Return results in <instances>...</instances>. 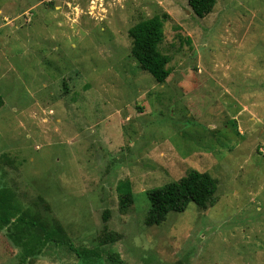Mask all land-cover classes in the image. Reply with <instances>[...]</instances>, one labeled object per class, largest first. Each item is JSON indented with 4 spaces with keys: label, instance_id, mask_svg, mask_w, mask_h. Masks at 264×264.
Here are the masks:
<instances>
[{
    "label": "rangeland",
    "instance_id": "1",
    "mask_svg": "<svg viewBox=\"0 0 264 264\" xmlns=\"http://www.w3.org/2000/svg\"><path fill=\"white\" fill-rule=\"evenodd\" d=\"M156 15L164 84L130 36ZM0 95V264H264V0L205 18L189 0H0ZM192 170L218 180L214 204L146 225L149 192Z\"/></svg>",
    "mask_w": 264,
    "mask_h": 264
},
{
    "label": "trees",
    "instance_id": "2",
    "mask_svg": "<svg viewBox=\"0 0 264 264\" xmlns=\"http://www.w3.org/2000/svg\"><path fill=\"white\" fill-rule=\"evenodd\" d=\"M189 5L194 14L199 18H205L215 8L216 0H189ZM133 39V56L144 71L150 73L154 79L164 84L172 71L169 68L170 57L161 53L160 45L165 38L164 20L156 15L152 18L142 20L130 29ZM4 105L3 97L0 95V108ZM129 185L127 184V188ZM218 180L207 172L190 171L178 181L151 190L148 194L150 208L146 218V225L159 226L164 223L171 213L185 212L191 203L201 209H207L215 202L218 191ZM3 201V199H1ZM122 205L128 207L134 202L131 191L125 192L121 198ZM11 218L1 216L0 222L10 223ZM20 221L26 225L39 228L46 242L67 247L78 258H100L98 250L77 247L67 236L64 228L57 221L51 223H40L36 219L21 217ZM120 236L110 233L103 241L115 242ZM108 259L113 264H125L119 254H108ZM177 264H184L179 262Z\"/></svg>",
    "mask_w": 264,
    "mask_h": 264
}]
</instances>
